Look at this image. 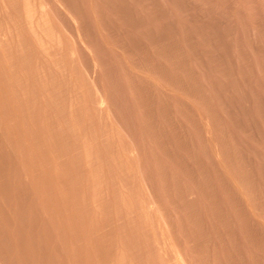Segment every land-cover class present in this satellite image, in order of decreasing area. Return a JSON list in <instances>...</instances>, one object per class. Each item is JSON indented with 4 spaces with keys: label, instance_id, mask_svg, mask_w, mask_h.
Listing matches in <instances>:
<instances>
[{
    "label": "rangeland",
    "instance_id": "obj_1",
    "mask_svg": "<svg viewBox=\"0 0 264 264\" xmlns=\"http://www.w3.org/2000/svg\"><path fill=\"white\" fill-rule=\"evenodd\" d=\"M0 235V264H264V0H0Z\"/></svg>",
    "mask_w": 264,
    "mask_h": 264
},
{
    "label": "bare ground",
    "instance_id": "obj_2",
    "mask_svg": "<svg viewBox=\"0 0 264 264\" xmlns=\"http://www.w3.org/2000/svg\"><path fill=\"white\" fill-rule=\"evenodd\" d=\"M5 205H6V203H5ZM8 207V206H7ZM12 209V208H11ZM7 217V216H6ZM21 221V220H20ZM6 225V224H5ZM10 226V225H9ZM43 227V226H42ZM10 228H11V226H10ZM16 229V228H15ZM13 230V229H12ZM25 233V232H24ZM17 234V233H16ZM1 236V235H0ZM22 237V236H21ZM27 246V245H26ZM9 249V248H8Z\"/></svg>",
    "mask_w": 264,
    "mask_h": 264
}]
</instances>
